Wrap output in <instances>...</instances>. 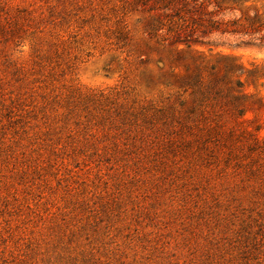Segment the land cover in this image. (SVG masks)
<instances>
[{"label":"rangeland","instance_id":"obj_1","mask_svg":"<svg viewBox=\"0 0 264 264\" xmlns=\"http://www.w3.org/2000/svg\"><path fill=\"white\" fill-rule=\"evenodd\" d=\"M255 13L0 0V264H264V30H213ZM212 64L245 121L201 113Z\"/></svg>","mask_w":264,"mask_h":264},{"label":"trees","instance_id":"obj_2","mask_svg":"<svg viewBox=\"0 0 264 264\" xmlns=\"http://www.w3.org/2000/svg\"><path fill=\"white\" fill-rule=\"evenodd\" d=\"M244 19L248 20L251 25L244 26L245 28L237 29V28H221V27H213V30L219 31L221 33H244V34H253L258 33L261 30H264V25L260 23V15L258 13H255L253 16L246 15ZM237 20H232L230 23L234 24ZM216 22H210V24L214 25ZM223 23V22H222ZM227 23V22H226ZM249 27V28H247ZM182 42V41H179ZM179 44V43H178ZM186 44V43H184ZM189 47L190 45H186ZM177 53H182L185 51L181 47L175 48ZM193 51V53H197L196 55H201L202 53L196 49L190 50ZM225 59H232L231 56H221ZM236 67L235 64H230L228 69L232 70ZM210 69V75L212 76L211 83L207 84L205 80L203 79V76L200 74V70L196 71L194 73L193 82L198 87V93L201 98L200 104H205V107L201 108V113H204L206 110L207 112L213 113V115L217 117H221L223 115L229 114L228 108L226 107L227 102H229L231 99L235 100L237 103H239L237 107V114L240 115L241 120H236V123H240L241 121H245L247 117H245L247 110L249 108L246 106L247 109H245L244 104L242 101L244 99L249 98L252 96L249 91H246L245 88L242 87V89H239L237 91L233 90L232 87L229 85V82L225 79H220V75L218 71V67L216 65L209 66ZM254 69V68H252ZM246 72L251 71V69L244 68ZM244 70L241 72L243 74ZM173 77L181 78V76L175 72L172 73ZM184 80H188V77L184 78ZM234 91V92H233ZM205 102V103H204ZM258 103L261 106H264V100L263 98H259ZM204 106V105H203ZM209 108V111L205 108Z\"/></svg>","mask_w":264,"mask_h":264}]
</instances>
